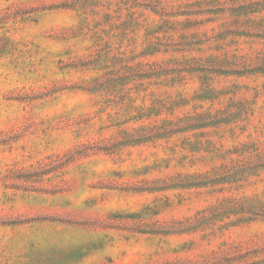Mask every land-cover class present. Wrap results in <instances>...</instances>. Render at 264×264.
Here are the masks:
<instances>
[{
	"label": "rangeland",
	"instance_id": "374dc122",
	"mask_svg": "<svg viewBox=\"0 0 264 264\" xmlns=\"http://www.w3.org/2000/svg\"><path fill=\"white\" fill-rule=\"evenodd\" d=\"M0 264H264V0H0Z\"/></svg>",
	"mask_w": 264,
	"mask_h": 264
},
{
	"label": "trees",
	"instance_id": "16d2710c",
	"mask_svg": "<svg viewBox=\"0 0 264 264\" xmlns=\"http://www.w3.org/2000/svg\"><path fill=\"white\" fill-rule=\"evenodd\" d=\"M143 117V116H142Z\"/></svg>",
	"mask_w": 264,
	"mask_h": 264
}]
</instances>
